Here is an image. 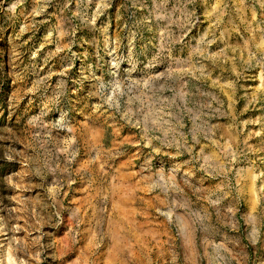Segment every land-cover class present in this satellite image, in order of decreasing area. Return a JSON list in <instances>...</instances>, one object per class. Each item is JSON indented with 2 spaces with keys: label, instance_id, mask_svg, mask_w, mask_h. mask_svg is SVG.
Here are the masks:
<instances>
[{
  "label": "rangeland",
  "instance_id": "1",
  "mask_svg": "<svg viewBox=\"0 0 264 264\" xmlns=\"http://www.w3.org/2000/svg\"><path fill=\"white\" fill-rule=\"evenodd\" d=\"M0 264H264V0H0Z\"/></svg>",
  "mask_w": 264,
  "mask_h": 264
}]
</instances>
